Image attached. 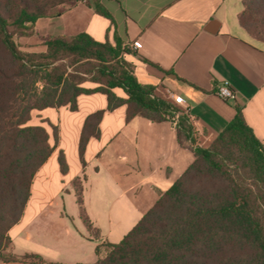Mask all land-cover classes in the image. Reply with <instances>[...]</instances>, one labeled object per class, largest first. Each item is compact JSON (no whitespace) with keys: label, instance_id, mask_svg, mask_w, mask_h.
<instances>
[{"label":"crops","instance_id":"obj_1","mask_svg":"<svg viewBox=\"0 0 264 264\" xmlns=\"http://www.w3.org/2000/svg\"><path fill=\"white\" fill-rule=\"evenodd\" d=\"M101 1L116 26L82 0L60 15L39 18L37 33L85 31L113 44L116 36L131 49L124 57L141 83L156 86V94L165 99L182 98L201 145L208 146L235 117L236 105L264 145V42L240 24L242 0ZM133 42L137 49L131 48ZM223 82L235 90L233 100L216 93ZM114 90L125 96L123 89ZM77 104L75 110L66 104L32 111L29 123L42 124L34 121L36 112L58 128V141L51 137L55 149L36 172L23 214L9 230L17 255L37 253L52 264H94L97 246L121 240L195 159L193 150L180 143L176 121L141 115L127 119V105L108 110L107 95L100 91L81 93ZM100 109H105L100 135L89 139L83 162L79 143L85 119ZM76 178L82 180L97 235L81 217ZM0 264L38 263L0 259Z\"/></svg>","mask_w":264,"mask_h":264},{"label":"trees","instance_id":"obj_2","mask_svg":"<svg viewBox=\"0 0 264 264\" xmlns=\"http://www.w3.org/2000/svg\"><path fill=\"white\" fill-rule=\"evenodd\" d=\"M80 1L0 0V259L52 264L37 253L15 254L9 235L23 214L36 172L55 149L47 128L29 123L32 111L66 104L75 110L81 93L100 91L107 95L108 110L127 105V119L141 115L176 121L178 139L195 159L121 240L97 246L94 264H264V145L242 107L236 105L235 117L208 146L201 145L190 114L176 119V105L157 95L156 86L137 79L123 56L132 51L118 37L113 44L85 31L72 36L37 33L39 18L60 15ZM87 3L116 26L101 0ZM242 4L240 24L264 42V0ZM16 33L38 36L44 50H22ZM86 81L97 85L86 87ZM104 112L85 119L79 143L83 162L89 139L100 135ZM52 127L57 142V128ZM59 163L65 173L63 152ZM74 186L81 217L97 235L82 180L76 178Z\"/></svg>","mask_w":264,"mask_h":264},{"label":"rangeland","instance_id":"obj_3","mask_svg":"<svg viewBox=\"0 0 264 264\" xmlns=\"http://www.w3.org/2000/svg\"><path fill=\"white\" fill-rule=\"evenodd\" d=\"M85 1L90 2L91 0H85ZM10 29L14 30V26H10ZM15 40L18 42L20 48L24 51H40L42 49L41 44H40V39H38L37 36L36 37L35 36H24V35L21 36L19 33H16ZM170 101H172L177 107L176 119H178V117H181L182 115H188L189 112L185 105L180 104V102L176 100H170ZM33 116H34L33 117L34 121L42 122L43 125L48 127L50 135L52 137L53 127H51L48 123H46L45 119L40 117L38 114H36V112H34ZM57 132H58V128H57ZM198 140H199V137H198ZM107 248L108 246L104 247L102 250L105 251Z\"/></svg>","mask_w":264,"mask_h":264},{"label":"built area","instance_id":"obj_4","mask_svg":"<svg viewBox=\"0 0 264 264\" xmlns=\"http://www.w3.org/2000/svg\"><path fill=\"white\" fill-rule=\"evenodd\" d=\"M132 49H137L138 44L133 42L131 45ZM216 93L226 100H233L235 98V90L227 82L220 83L216 88ZM178 102H182L181 97H177Z\"/></svg>","mask_w":264,"mask_h":264}]
</instances>
